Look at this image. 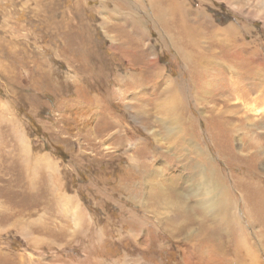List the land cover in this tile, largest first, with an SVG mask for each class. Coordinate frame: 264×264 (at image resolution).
<instances>
[{
	"label": "rangeland",
	"instance_id": "obj_1",
	"mask_svg": "<svg viewBox=\"0 0 264 264\" xmlns=\"http://www.w3.org/2000/svg\"><path fill=\"white\" fill-rule=\"evenodd\" d=\"M156 1L0 0V264H264V0Z\"/></svg>",
	"mask_w": 264,
	"mask_h": 264
},
{
	"label": "bare ground",
	"instance_id": "obj_2",
	"mask_svg": "<svg viewBox=\"0 0 264 264\" xmlns=\"http://www.w3.org/2000/svg\"><path fill=\"white\" fill-rule=\"evenodd\" d=\"M34 1V0H33ZM165 0H160V3L162 2H164ZM157 2V4H158V0L156 1ZM159 9H157V11H158ZM163 10L164 11H166V8H164L163 7ZM170 11V10H169ZM167 12V11H166ZM156 13V12H155ZM236 29V28H235ZM234 29V30H235ZM237 31V30H236ZM233 28H232V26L230 27V30H226L225 32H224V35L222 36V37H224L225 39H227V38H230V37H234L233 35ZM223 38V39H224ZM231 39V38H230ZM225 41H227V40H225ZM189 44L191 45V46H195L196 44H195V42H193V41H190L189 43L187 42L184 46H183V48L181 47V46H179L178 45V50H179V53H182V57L184 58V60H186L188 63L191 61L192 62V58H191V53H188L187 51H186V48H187V45L189 46ZM191 46H189V47H191ZM186 47V48H185ZM197 50V49H196ZM197 53V52H196ZM198 57H200V55L198 56ZM202 58V57H201ZM197 61V60H196ZM205 62H207L206 60H205ZM208 63H212L211 62V60L208 62ZM256 197V196H255ZM71 198V197H70ZM245 204V203H244ZM74 211V210H73ZM77 218H78V216H77ZM245 243V242H244Z\"/></svg>",
	"mask_w": 264,
	"mask_h": 264
}]
</instances>
